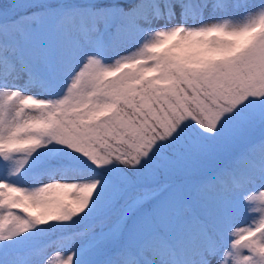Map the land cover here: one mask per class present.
<instances>
[{
	"label": "snow or ice",
	"instance_id": "obj_1",
	"mask_svg": "<svg viewBox=\"0 0 264 264\" xmlns=\"http://www.w3.org/2000/svg\"><path fill=\"white\" fill-rule=\"evenodd\" d=\"M0 264H264V0H0Z\"/></svg>",
	"mask_w": 264,
	"mask_h": 264
},
{
	"label": "rangeland",
	"instance_id": "obj_2",
	"mask_svg": "<svg viewBox=\"0 0 264 264\" xmlns=\"http://www.w3.org/2000/svg\"><path fill=\"white\" fill-rule=\"evenodd\" d=\"M254 2L258 3L259 0H254ZM225 19H232V18L225 17ZM136 51H138V48H133L131 49V51H128L125 54L132 55ZM43 182H48V181L45 180ZM249 195L258 196V192H250ZM245 204L247 205L246 210H241L237 212L234 217L235 222L243 227H247V226L257 223L262 215L261 205L258 199L252 202H248L247 200H245ZM49 251L55 252L56 250L50 249ZM62 251L63 250H61V254H62Z\"/></svg>",
	"mask_w": 264,
	"mask_h": 264
}]
</instances>
